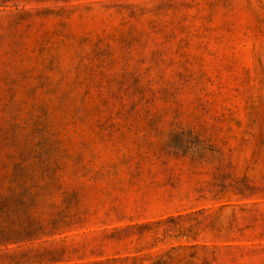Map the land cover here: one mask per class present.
Wrapping results in <instances>:
<instances>
[{
    "label": "rangeland",
    "instance_id": "374dc122",
    "mask_svg": "<svg viewBox=\"0 0 264 264\" xmlns=\"http://www.w3.org/2000/svg\"><path fill=\"white\" fill-rule=\"evenodd\" d=\"M152 263L264 264V0H0V264Z\"/></svg>",
    "mask_w": 264,
    "mask_h": 264
},
{
    "label": "trees",
    "instance_id": "16d2710c",
    "mask_svg": "<svg viewBox=\"0 0 264 264\" xmlns=\"http://www.w3.org/2000/svg\"><path fill=\"white\" fill-rule=\"evenodd\" d=\"M253 205H254V203H252V204L251 203L250 204H248V203L234 204L231 206L232 209H231L230 213L232 216H234L235 212H245V211L247 212V211L251 210ZM222 208H223V206H220L218 209L221 210ZM190 247L195 248L197 246L191 245ZM200 247L202 248L203 246H200ZM152 264H154V263H152Z\"/></svg>",
    "mask_w": 264,
    "mask_h": 264
}]
</instances>
